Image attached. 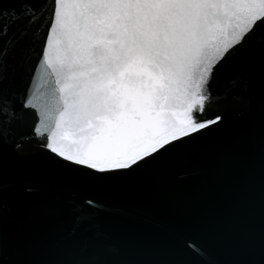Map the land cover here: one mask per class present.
<instances>
[{
	"label": "snow or ice",
	"instance_id": "snow-or-ice-1",
	"mask_svg": "<svg viewBox=\"0 0 264 264\" xmlns=\"http://www.w3.org/2000/svg\"><path fill=\"white\" fill-rule=\"evenodd\" d=\"M0 264H264V0H0Z\"/></svg>",
	"mask_w": 264,
	"mask_h": 264
}]
</instances>
